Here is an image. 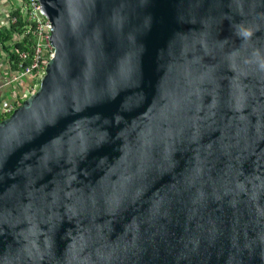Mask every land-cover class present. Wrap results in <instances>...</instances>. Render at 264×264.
<instances>
[{
	"label": "water",
	"instance_id": "obj_1",
	"mask_svg": "<svg viewBox=\"0 0 264 264\" xmlns=\"http://www.w3.org/2000/svg\"><path fill=\"white\" fill-rule=\"evenodd\" d=\"M38 3L55 57L0 122V264H264V0Z\"/></svg>",
	"mask_w": 264,
	"mask_h": 264
},
{
	"label": "built area",
	"instance_id": "obj_2",
	"mask_svg": "<svg viewBox=\"0 0 264 264\" xmlns=\"http://www.w3.org/2000/svg\"><path fill=\"white\" fill-rule=\"evenodd\" d=\"M19 10L23 17L21 33H16L9 43V51H14L20 45L18 53L20 60L15 76L9 81L13 90L8 98L0 100V122L6 120L23 101L38 88L39 81L45 73L48 63L55 57V49L51 41L52 25L50 20L40 13L38 0H21L17 2L11 13ZM11 25H18V18L11 17ZM9 55V54H8ZM20 81H26V86L20 91Z\"/></svg>",
	"mask_w": 264,
	"mask_h": 264
},
{
	"label": "crops",
	"instance_id": "obj_3",
	"mask_svg": "<svg viewBox=\"0 0 264 264\" xmlns=\"http://www.w3.org/2000/svg\"><path fill=\"white\" fill-rule=\"evenodd\" d=\"M17 3L14 0H0V29H9L10 13ZM1 47V46H0ZM8 54L0 52V100L8 98L13 90L9 81L15 76L8 60ZM20 91L26 86V81H20Z\"/></svg>",
	"mask_w": 264,
	"mask_h": 264
},
{
	"label": "trees",
	"instance_id": "obj_4",
	"mask_svg": "<svg viewBox=\"0 0 264 264\" xmlns=\"http://www.w3.org/2000/svg\"><path fill=\"white\" fill-rule=\"evenodd\" d=\"M17 2L21 0H15ZM11 17H17L18 18V25H11L9 29L7 30H1L0 29V52L9 54L8 60L10 61V64L12 66V69L14 71L18 70V63L20 60V55L18 53L19 49L21 48L20 45H16V49L14 51H9L8 47L9 43L12 40V37L16 33H21V28L23 27V17L20 15V11L16 10L13 13H11Z\"/></svg>",
	"mask_w": 264,
	"mask_h": 264
},
{
	"label": "clouds",
	"instance_id": "obj_5",
	"mask_svg": "<svg viewBox=\"0 0 264 264\" xmlns=\"http://www.w3.org/2000/svg\"><path fill=\"white\" fill-rule=\"evenodd\" d=\"M243 35H245V36H250V35H251V33H250V32H247V31H245V32L243 33ZM260 67H261V69H262V70H264V64H261V65H260Z\"/></svg>",
	"mask_w": 264,
	"mask_h": 264
},
{
	"label": "rangeland",
	"instance_id": "obj_6",
	"mask_svg": "<svg viewBox=\"0 0 264 264\" xmlns=\"http://www.w3.org/2000/svg\"><path fill=\"white\" fill-rule=\"evenodd\" d=\"M14 1H15V0H14ZM15 2L17 3V1H15ZM15 6H16V5H15ZM15 6H14V7H15Z\"/></svg>",
	"mask_w": 264,
	"mask_h": 264
}]
</instances>
